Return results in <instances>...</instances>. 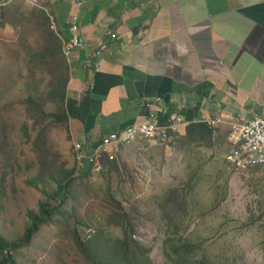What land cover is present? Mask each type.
Masks as SVG:
<instances>
[{
	"label": "rangeland",
	"instance_id": "obj_1",
	"mask_svg": "<svg viewBox=\"0 0 264 264\" xmlns=\"http://www.w3.org/2000/svg\"><path fill=\"white\" fill-rule=\"evenodd\" d=\"M0 23V234L17 242L29 225L28 211L51 194L48 175L62 166L77 167L63 124L48 117L57 112L49 99L60 76L47 59V31L25 2L4 6ZM32 9V10H31ZM1 14V13H0ZM16 15L17 19H13ZM1 22V21H0ZM28 103V104H27ZM41 134L40 145L35 140ZM174 136L167 145L132 144L114 148L100 173L76 184V201L54 225H43L26 246L13 252L17 264H89L72 232L95 238V250L116 263V242L123 238L108 189L133 218L134 240L150 249L152 264H172L165 240L174 234L195 247L196 259L213 264H264V178L237 170L226 160L229 144L205 147ZM42 166L40 181L36 178ZM191 182L187 212L175 217L165 206L169 192ZM172 223L175 224L173 227Z\"/></svg>",
	"mask_w": 264,
	"mask_h": 264
},
{
	"label": "crops",
	"instance_id": "obj_2",
	"mask_svg": "<svg viewBox=\"0 0 264 264\" xmlns=\"http://www.w3.org/2000/svg\"><path fill=\"white\" fill-rule=\"evenodd\" d=\"M13 2L45 11L66 41L79 19L87 49L74 54L67 97L79 101L89 91L90 114L84 123L68 120V139L86 155L103 136L146 120V102L157 99L189 123L264 118V0H87L80 8L77 0H0V7ZM102 44V57L93 58ZM89 62L99 67L84 69ZM230 131L215 127V144H229Z\"/></svg>",
	"mask_w": 264,
	"mask_h": 264
},
{
	"label": "trees",
	"instance_id": "obj_3",
	"mask_svg": "<svg viewBox=\"0 0 264 264\" xmlns=\"http://www.w3.org/2000/svg\"><path fill=\"white\" fill-rule=\"evenodd\" d=\"M5 7H0V20L6 17L2 12ZM34 20L40 21L41 25L46 29L47 42L49 49L47 51V59L52 62L55 70L59 71L60 76L54 79L51 86L49 99L57 106V112L50 113L48 117L54 124H63L68 132V120L75 119L84 123L90 114V96L89 91H86L79 101L69 99L67 97V86L69 83L70 69L62 55L61 41L52 29L50 17L41 9L34 10L31 13ZM3 17V18H2ZM13 19H17L13 15ZM28 104V103H27ZM170 112L166 113L165 117H169ZM214 130L204 122L191 123L188 125L180 138L188 144H201L205 147L214 145ZM35 140V145H40V138ZM69 138V136H68ZM42 166L37 173L35 179L29 184L34 185L42 180ZM92 173V165L86 164L85 170L78 174L76 167L65 169L62 166L58 167L54 173L48 175V180L54 184V189L51 194L46 195V200L39 202L38 211H28L27 218L29 225L24 230L21 238L11 243L0 234V264H17L15 263L13 252L22 246L29 245L39 233L43 225H54L56 218L65 214L66 207L71 201H76V184L77 181L84 180ZM252 173L259 175V170L255 169ZM191 182H186L181 188L172 189L166 200L165 206H171L175 212V217L184 216L187 212V196ZM108 200L112 209L111 219H115L116 226L120 227L123 233V238L116 242V263L115 264H152L149 259L150 249L143 247L140 243L134 240L135 224L133 218L124 210L121 203L108 189ZM173 227L175 224L172 223ZM73 240L78 250L83 255L84 259L89 264H114L98 253L95 246V238L99 234L91 236L87 240H82L77 229L72 232ZM165 257L172 264H213L209 259L203 257L196 259L193 257L195 247L190 242L184 241L183 238L169 235L164 243Z\"/></svg>",
	"mask_w": 264,
	"mask_h": 264
},
{
	"label": "built area",
	"instance_id": "obj_4",
	"mask_svg": "<svg viewBox=\"0 0 264 264\" xmlns=\"http://www.w3.org/2000/svg\"><path fill=\"white\" fill-rule=\"evenodd\" d=\"M87 0H77L78 8L82 7ZM51 20V18H50ZM78 17H73L70 24V33L72 38L69 41L63 39L52 23V29L61 41V51L64 59L67 62L69 69L72 66V59L74 54L78 51L87 49L86 43L80 36ZM111 40H116L117 35L111 34ZM105 50V45L99 47L95 52L93 58L100 59ZM98 68L99 63L89 62L83 68ZM149 108L147 119L142 123L133 124L124 130L111 133L101 138V142L92 148L89 154H85L81 144L74 143V158L77 163L76 172L81 174L86 164L92 165V173L98 174L103 169L104 158H110V154L114 148L120 146H129L132 144H160L161 146L169 144L174 136L182 135L184 130L191 123L181 116V114H173L166 116V109L162 104V100L157 99L153 102H146ZM208 126L215 128L219 125H229L231 131L228 135V142L232 145V149L226 156V160L232 164L237 170L248 171L252 173L253 170L258 169L261 177L264 178V118L260 116H253L251 119L235 124L229 123L222 119H213L201 121Z\"/></svg>",
	"mask_w": 264,
	"mask_h": 264
}]
</instances>
